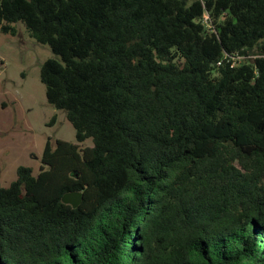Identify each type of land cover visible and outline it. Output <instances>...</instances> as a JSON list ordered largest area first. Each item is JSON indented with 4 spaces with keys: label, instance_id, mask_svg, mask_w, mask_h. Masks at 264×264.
<instances>
[{
    "label": "trees",
    "instance_id": "obj_1",
    "mask_svg": "<svg viewBox=\"0 0 264 264\" xmlns=\"http://www.w3.org/2000/svg\"><path fill=\"white\" fill-rule=\"evenodd\" d=\"M18 23L77 143L0 185V264H264V0H0Z\"/></svg>",
    "mask_w": 264,
    "mask_h": 264
},
{
    "label": "rangeland",
    "instance_id": "obj_2",
    "mask_svg": "<svg viewBox=\"0 0 264 264\" xmlns=\"http://www.w3.org/2000/svg\"><path fill=\"white\" fill-rule=\"evenodd\" d=\"M17 35L0 33V185L17 179L18 167L37 176L48 139L76 144V133L65 113L50 105L40 82V67L52 52L31 39L22 23ZM87 139L81 147H91Z\"/></svg>",
    "mask_w": 264,
    "mask_h": 264
},
{
    "label": "water",
    "instance_id": "obj_3",
    "mask_svg": "<svg viewBox=\"0 0 264 264\" xmlns=\"http://www.w3.org/2000/svg\"><path fill=\"white\" fill-rule=\"evenodd\" d=\"M62 202L76 208L81 202V194L76 192L65 194L62 197Z\"/></svg>",
    "mask_w": 264,
    "mask_h": 264
},
{
    "label": "built area",
    "instance_id": "obj_4",
    "mask_svg": "<svg viewBox=\"0 0 264 264\" xmlns=\"http://www.w3.org/2000/svg\"><path fill=\"white\" fill-rule=\"evenodd\" d=\"M207 19H208V17H207V16H205V17H204V20H205V21H207ZM219 64H220V63H219Z\"/></svg>",
    "mask_w": 264,
    "mask_h": 264
}]
</instances>
